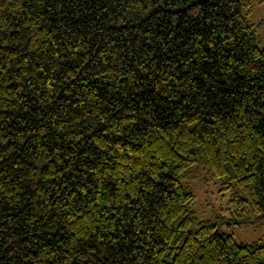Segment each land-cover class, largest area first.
Here are the masks:
<instances>
[{
  "label": "trees",
  "instance_id": "16d2710c",
  "mask_svg": "<svg viewBox=\"0 0 264 264\" xmlns=\"http://www.w3.org/2000/svg\"><path fill=\"white\" fill-rule=\"evenodd\" d=\"M256 5L0 0V264H264Z\"/></svg>",
  "mask_w": 264,
  "mask_h": 264
},
{
  "label": "rangeland",
  "instance_id": "374dc122",
  "mask_svg": "<svg viewBox=\"0 0 264 264\" xmlns=\"http://www.w3.org/2000/svg\"><path fill=\"white\" fill-rule=\"evenodd\" d=\"M256 31L258 43L264 47V6L256 5L249 17ZM197 184V185H196ZM196 209L202 219L222 220L221 230L231 234L236 241L250 243L264 241V220L252 225L232 224L233 211L229 208L228 202L230 192L220 190V183L212 180L208 184L203 183V178L196 180L195 185Z\"/></svg>",
  "mask_w": 264,
  "mask_h": 264
}]
</instances>
